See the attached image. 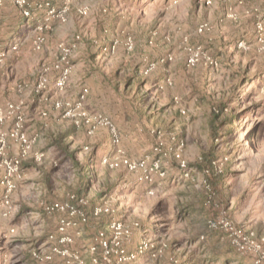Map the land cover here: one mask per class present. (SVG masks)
Listing matches in <instances>:
<instances>
[{
  "label": "rangeland",
  "instance_id": "rangeland-1",
  "mask_svg": "<svg viewBox=\"0 0 264 264\" xmlns=\"http://www.w3.org/2000/svg\"><path fill=\"white\" fill-rule=\"evenodd\" d=\"M16 36L13 51L6 43ZM72 45L66 89H56L55 71L37 93L43 69ZM198 48L214 64L201 54L188 67ZM0 51V111L5 101H23L28 112L47 113L41 148L34 151L37 139L9 204L0 185V264H118V247L111 242L106 253L97 242L101 233L113 241L114 222L130 229L120 264L255 263L259 255H240L222 221L264 237V0H0ZM160 59L166 62L151 69ZM85 89L81 109L90 123L77 128L52 105L74 109ZM106 123L118 130V146ZM9 147L6 157L18 158ZM157 161L165 177L150 175ZM207 166L225 175L218 196ZM73 195L87 201L89 220L62 243L59 223L69 215L44 207ZM102 205L114 213L94 217Z\"/></svg>",
  "mask_w": 264,
  "mask_h": 264
},
{
  "label": "built area",
  "instance_id": "built-area-1",
  "mask_svg": "<svg viewBox=\"0 0 264 264\" xmlns=\"http://www.w3.org/2000/svg\"><path fill=\"white\" fill-rule=\"evenodd\" d=\"M200 2L201 4L204 5L212 4V0H200ZM45 7L49 9L50 14L54 15L55 9H50L49 3H46ZM80 14L86 15L87 13L85 11H80ZM25 15L27 17L29 16L28 13H26ZM204 29L205 27L202 26L199 29V31H203ZM44 42H45L44 37H39L35 42V48L37 50H41ZM75 48L76 45H72L68 48L62 47L60 58L57 61V63L53 67H46L45 69H43L42 75L39 78L40 82L38 83L37 86V90H36L37 93H42V91L45 90L46 86L48 85L47 76L46 78H44V76L49 75L51 72H55V71L59 73L55 85L56 89L59 91H63L66 89L69 79L72 75L70 55H71V51L74 50ZM16 49H17V45H15L11 50L16 51ZM201 54H203L201 48H198L197 50L193 51L191 53L189 60L187 61V66L194 67L200 60ZM203 55L204 58L210 64H214V61L211 59V57H208L206 54ZM0 56L5 57L6 53L0 51ZM165 62L166 59L158 60L156 63L152 65L151 69H154L158 65H161ZM167 84L172 85L171 81H167ZM88 93H89L88 89H85L83 91V93L80 95L78 105L74 109H72L70 103L55 102L53 105L54 110L62 113L64 118L71 117L74 120L75 127L77 128H80L84 124H89L90 123L89 117L81 109V106L85 102ZM24 110H25L24 103L20 102L17 104H9L7 106L5 113L0 112V155L3 157L2 166L4 168V174H5L4 179L0 182V185L6 189V198H5L6 204H9L8 195L15 188L14 186L15 177H18L20 172L22 171L23 161L31 156L33 144L37 140V137L32 138L26 132L25 129L26 121H25ZM44 116H47V113H44ZM9 119L13 121V127L7 131L3 128V123ZM106 124L107 126H109L113 145L118 146L121 143L118 130L116 129V127L110 125L109 123ZM10 141H14L18 145L20 155L16 159H9L6 157L8 144ZM85 149L89 150L88 147H86ZM43 158H44L43 154L37 155L35 157V160L42 161ZM123 164H125L131 170L142 169V168L147 169V164L144 161L140 162L137 165L136 164L134 165L129 161H124ZM118 166H119L118 164L112 165V167H118ZM150 171H151L150 175L154 173L159 177L166 176V171L163 170L160 161L154 163ZM188 175H189L188 173L185 174L186 177H188ZM144 180L150 181L151 177L147 175ZM87 206L88 203L84 198H77L74 195L71 196L70 200L66 203L46 206L45 209L48 213L58 212L69 215V218H63L60 220L59 223V232L62 235L60 241L62 243L72 242L71 237L68 236V231L70 229L77 228L78 226H81V224L88 223L89 217L86 210ZM92 211H93L92 215L94 217H102L114 213V211L110 207L104 205L97 206ZM222 224L225 227L226 231L229 233L231 242L240 255H253V256L259 255L257 256V259L254 264H260L264 260V237L257 236L253 231H246L243 227L236 226L226 219L222 221ZM211 227L216 228V225L212 224ZM110 230H112L113 241L111 240L108 241L106 239V236L103 233H101L97 242L99 243L102 249L106 250V253H109L107 252L109 248L108 244L109 243L111 244V242H113L114 246L118 247L116 253L119 255L118 264H120L127 258L125 257L126 254L124 253V251L121 250L119 253L118 249H120L121 239L125 236L130 235V229L122 223L114 222L111 225ZM146 248H148V245L142 243L137 247V252L143 254V251ZM92 250L94 251L95 248H92Z\"/></svg>",
  "mask_w": 264,
  "mask_h": 264
},
{
  "label": "crops",
  "instance_id": "crops-1",
  "mask_svg": "<svg viewBox=\"0 0 264 264\" xmlns=\"http://www.w3.org/2000/svg\"><path fill=\"white\" fill-rule=\"evenodd\" d=\"M29 28H30V26L28 25V26H27V29H29ZM17 40H18L17 36H16V37H11L10 39H9V37H8V39H7V43H6L7 47H12V46L17 45V44H18V43H17ZM25 87H26V86H25ZM25 87H23V88L20 87V90H19V91L21 92L23 89H25ZM20 102H23V101H12V102L5 101V102L3 103V105H2V108H3V109H2L0 112H4V113H5V112H6V109H7V106H8L9 104H17V103H20ZM27 108H28V107L25 106L26 114L30 116V119H27V118H26V123H25L26 131L28 132V134H29L30 136L35 135L34 137H37L38 142H37V144L34 146V151H38L39 148H41V147H40V143H41V141H42L41 136H44L43 133L39 134L38 131L41 130L43 124H45L44 122L47 121V118H44V117H43L44 111L40 110V106H39V107H31L30 110H29V112L27 111ZM25 110H24V111H25ZM52 110L54 111V113L57 112V111L54 110L53 105H52ZM45 112H48V111H45ZM40 113H41V115H40ZM57 113H58L59 115H61L60 112H57ZM48 116H49V114H48ZM57 116H58V115H57ZM12 127H13V121H12L11 119L6 120V121L3 123V128H4L5 130H7V131L10 130ZM53 150H54V148L51 147V148H50V151H51L52 153H53ZM9 151H10L11 155H13V156H17V155H18V153H19L18 145L15 144L14 141H10ZM32 154H33V153H32ZM32 154H31V155H32ZM37 155H38V154H35V153H34V156H35V157H36ZM32 156H33V155H32ZM30 158H31V156H30ZM43 160H44V158H43ZM43 160H42V161H43ZM42 161H40V162H42ZM27 165H28V164H26V166H27ZM0 174H2L1 167H0ZM55 204H56V203H55ZM49 205H54V204H49ZM46 206H48V204H46L45 207H44V210H45V211H46V209H45Z\"/></svg>",
  "mask_w": 264,
  "mask_h": 264
},
{
  "label": "trees",
  "instance_id": "trees-1",
  "mask_svg": "<svg viewBox=\"0 0 264 264\" xmlns=\"http://www.w3.org/2000/svg\"><path fill=\"white\" fill-rule=\"evenodd\" d=\"M67 136L68 135H65V134L61 135L59 137V139L56 141V144L63 146L61 140L65 139ZM209 168H211V167H209ZM203 169H206L208 172L206 179H207V183L210 187V193L215 195V196L222 194L223 182H224L225 175H218L217 173H215V171L213 169H208V166H207V168L205 167ZM200 170H201V168H200ZM227 173H228V168H226V170H225V174H227ZM87 211H88V209H87Z\"/></svg>",
  "mask_w": 264,
  "mask_h": 264
}]
</instances>
